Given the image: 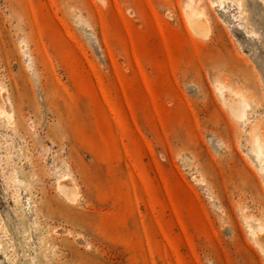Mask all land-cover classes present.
I'll use <instances>...</instances> for the list:
<instances>
[{
	"label": "rangeland",
	"instance_id": "1",
	"mask_svg": "<svg viewBox=\"0 0 264 264\" xmlns=\"http://www.w3.org/2000/svg\"><path fill=\"white\" fill-rule=\"evenodd\" d=\"M255 232L264 0H0V264H264Z\"/></svg>",
	"mask_w": 264,
	"mask_h": 264
},
{
	"label": "bare ground",
	"instance_id": "2",
	"mask_svg": "<svg viewBox=\"0 0 264 264\" xmlns=\"http://www.w3.org/2000/svg\"><path fill=\"white\" fill-rule=\"evenodd\" d=\"M205 22V21H204ZM204 22L201 18L198 17H194V19L192 20V26L196 29V30H201L202 28H204ZM207 24V23H206ZM236 100V99H235ZM232 101V100H231ZM237 102V101H236ZM235 104V103H234ZM239 103H237L238 105ZM262 232V231H261ZM253 238H254V242L256 241L257 246L260 248V250L263 251L264 253V234L260 233V232H255L253 233Z\"/></svg>",
	"mask_w": 264,
	"mask_h": 264
}]
</instances>
